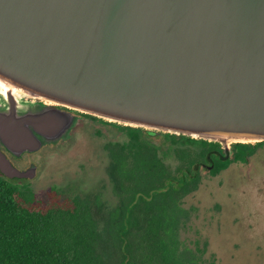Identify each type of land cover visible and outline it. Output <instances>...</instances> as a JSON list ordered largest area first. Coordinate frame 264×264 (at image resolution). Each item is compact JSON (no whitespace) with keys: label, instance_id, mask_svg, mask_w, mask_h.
I'll list each match as a JSON object with an SVG mask.
<instances>
[{"label":"water","instance_id":"1","mask_svg":"<svg viewBox=\"0 0 264 264\" xmlns=\"http://www.w3.org/2000/svg\"><path fill=\"white\" fill-rule=\"evenodd\" d=\"M221 143L264 141V0H0V143L75 116ZM0 172L31 177L0 150Z\"/></svg>","mask_w":264,"mask_h":264},{"label":"trees","instance_id":"2","mask_svg":"<svg viewBox=\"0 0 264 264\" xmlns=\"http://www.w3.org/2000/svg\"><path fill=\"white\" fill-rule=\"evenodd\" d=\"M247 149L240 144L237 157L245 160ZM154 165L143 186L157 194L140 201L125 222L100 221V208L86 198L53 191L39 198L0 173V264H192V253L185 249L184 258L177 252L176 228L187 214L179 196L193 180L165 185V167ZM103 234L114 252L104 249Z\"/></svg>","mask_w":264,"mask_h":264},{"label":"flooded vegetation","instance_id":"3","mask_svg":"<svg viewBox=\"0 0 264 264\" xmlns=\"http://www.w3.org/2000/svg\"><path fill=\"white\" fill-rule=\"evenodd\" d=\"M55 106L75 116V122L67 136L56 142L46 143L35 151L21 153H14L0 143V150L14 167L20 171L28 170L32 174L31 177H6L13 183L32 189L31 182L41 174L40 164L44 163L39 156L42 148L47 145L66 144L72 149L80 148V142L86 139L85 151L76 156L73 162L76 164L85 162L86 168L81 179L87 181L89 190L83 195L72 197L86 198L87 202L99 207V219L102 222L131 220L132 208L134 209L140 201L152 199V196L157 194L154 193L157 188H152L146 193V187L143 186L146 182L143 176L156 171L154 161L160 162L166 169V175L163 177V179L166 177L165 185L171 182L178 185L182 181L193 180L192 188L179 196V204L188 213V208L183 205V199L199 188L203 175L206 173L221 175L237 162L247 163L257 149L264 146V141L233 142L227 154L219 142L125 125L78 109L63 105ZM110 130L116 134L111 136ZM155 134L162 136L165 147L149 140L148 137ZM199 143H203L204 146H200ZM240 144L248 146L243 152L245 160L237 157ZM166 150L171 151L172 156H169ZM82 156L85 159L81 161ZM16 179L24 183L19 184L20 181H14ZM95 186L96 189H93ZM165 189L166 187H163L160 191ZM186 216L187 214L178 218V221L181 222Z\"/></svg>","mask_w":264,"mask_h":264},{"label":"rangeland","instance_id":"4","mask_svg":"<svg viewBox=\"0 0 264 264\" xmlns=\"http://www.w3.org/2000/svg\"><path fill=\"white\" fill-rule=\"evenodd\" d=\"M113 134L116 132L110 130ZM148 138L165 147L161 135ZM86 142H80V148L66 144L47 145L40 150L44 161L40 164L41 174L31 182L37 197L44 198L53 191L67 198L89 190L87 181L81 179L85 158L82 156L79 164L73 162L85 151ZM251 158L247 163L233 164L221 175L206 173L199 188L183 199L188 213L176 228L179 256L186 258L187 253L182 255L186 249L192 253V264H264V146ZM103 236L106 252H114L108 236Z\"/></svg>","mask_w":264,"mask_h":264}]
</instances>
